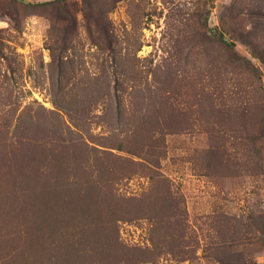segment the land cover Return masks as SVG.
Returning <instances> with one entry per match:
<instances>
[{
    "label": "rangeland",
    "instance_id": "1",
    "mask_svg": "<svg viewBox=\"0 0 264 264\" xmlns=\"http://www.w3.org/2000/svg\"><path fill=\"white\" fill-rule=\"evenodd\" d=\"M255 1L0 0V264H57L78 234L70 264H264V151L215 165L199 105L243 89L264 112ZM220 34L255 76L217 83ZM55 197L101 229L53 232Z\"/></svg>",
    "mask_w": 264,
    "mask_h": 264
},
{
    "label": "trees",
    "instance_id": "2",
    "mask_svg": "<svg viewBox=\"0 0 264 264\" xmlns=\"http://www.w3.org/2000/svg\"><path fill=\"white\" fill-rule=\"evenodd\" d=\"M254 6L257 10L254 12L257 18L252 21V28L247 34L242 33L238 38L245 44L250 54L259 59L264 65V45L261 47V45L253 44L254 39L256 40L260 37L264 39V0H256ZM210 61L213 75L215 76L217 83L222 80V75L227 71L234 72L236 70L237 76L240 75L241 72L247 73L249 76L256 75V68L253 64L247 58L237 55L234 50V43L223 40L221 34L220 38L214 39L213 57ZM228 67L231 69L227 70ZM258 79H260L259 76ZM237 80L239 81L240 79L234 78L232 84L234 85V81L235 84H237ZM238 84L241 85V83ZM216 89L218 90V88ZM232 93L238 94V98H233L231 105L221 102L220 107L216 106L217 102H214V99L223 98V96H221V91H218L216 95L213 93L208 94L205 99L200 100V119L207 124L204 131L208 134L211 141L210 148L208 149L210 157L213 158L215 165L226 160L227 168L232 169L230 171L236 170V166H239L245 169L249 174L254 175L256 173H261L262 153L264 151V147L261 145V142L264 140V112L261 113V105L256 104L257 101H254L253 94L246 92L243 89H241L239 93L233 91ZM250 95L252 96L251 101H249V98L251 97ZM182 114L185 118L189 116L188 112ZM219 120L226 122L240 120L243 123L239 126H232L218 123ZM209 123L215 125H208ZM225 135L227 136L226 140L230 139L229 148L225 146V143L221 142V140L225 138ZM236 139H240L238 144L234 142ZM39 147L42 150L41 154L47 152L44 147ZM52 184L55 188H58L62 184H66V182L62 177L56 175V179ZM58 198L55 197L54 202V207H57L56 210H53L55 218L54 224L57 226L55 230L52 229L53 232L55 231L59 234V231L66 230L72 236L75 233H92L93 231L97 232L101 229L98 221H92L90 218L91 216L83 217L82 215L81 217H78L75 213L76 209H74L73 206L67 207L66 203L62 205L59 200H57ZM37 216L38 213L34 214L35 220ZM83 218L85 219L83 220ZM82 239L83 236L78 234L72 239V242L68 240L67 244L71 246V250L67 251L64 255L58 256L56 254L55 256L57 259L55 260V263L70 264L69 262L73 260L72 254H74V256H80V252L77 249L79 248L77 243L83 244L81 243ZM52 242H54L53 244L55 245L56 239H53L50 243ZM55 246L57 247V245ZM58 247L60 249V245H58Z\"/></svg>",
    "mask_w": 264,
    "mask_h": 264
}]
</instances>
